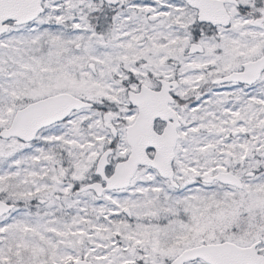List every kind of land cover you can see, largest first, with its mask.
<instances>
[{"label":"snow or ice","instance_id":"6c2138e0","mask_svg":"<svg viewBox=\"0 0 264 264\" xmlns=\"http://www.w3.org/2000/svg\"><path fill=\"white\" fill-rule=\"evenodd\" d=\"M0 264H264V0H0Z\"/></svg>","mask_w":264,"mask_h":264}]
</instances>
